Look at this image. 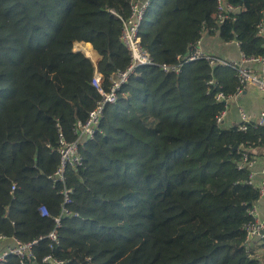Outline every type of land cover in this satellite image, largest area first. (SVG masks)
Returning <instances> with one entry per match:
<instances>
[{
	"label": "trees",
	"instance_id": "1",
	"mask_svg": "<svg viewBox=\"0 0 264 264\" xmlns=\"http://www.w3.org/2000/svg\"><path fill=\"white\" fill-rule=\"evenodd\" d=\"M131 1L0 0V234L39 240L34 257L10 254L0 264H45L49 253L64 264H263L247 242L260 190L239 162L243 150H264V124L217 122L229 104L217 93L237 91L238 71L205 58L179 73L161 68L206 29L239 40L246 57L264 55L263 0H229L242 9L223 24L217 0H152L141 37L155 64L123 84L82 145V166L67 168L65 184L56 180L60 133L74 140L76 123L102 98L94 61L74 45L92 44L109 89L131 61L120 18ZM64 186L72 188L67 214Z\"/></svg>",
	"mask_w": 264,
	"mask_h": 264
},
{
	"label": "built area",
	"instance_id": "2",
	"mask_svg": "<svg viewBox=\"0 0 264 264\" xmlns=\"http://www.w3.org/2000/svg\"><path fill=\"white\" fill-rule=\"evenodd\" d=\"M152 0H132L131 1V13L127 17L120 16L123 24L121 40L128 49L131 61L125 70L117 71L111 79V85L109 89L104 87V76L98 68V64L95 63V72L92 80V84L99 90L102 98L98 101L96 107L92 109L86 120H79L75 126L76 138L74 140H68L65 135L60 133V145L59 153L61 157V164L58 170L55 172L56 180H59L65 184V172L68 167L72 166L78 168L83 164V154L81 151L82 145L94 138L97 132V128L100 124L101 118L104 113L105 106L108 103H113L118 98V91L121 89L124 83H126L132 74H134L138 68L146 65H154L150 53L145 49L142 44L141 26L144 20L145 14L151 5ZM264 2V0H263ZM218 9L216 12L217 22L219 24L225 23L227 19H230L232 15H236L241 11L242 7L229 0H217ZM235 18V17H233ZM258 31L264 36V9L263 17L257 25ZM203 35L197 40L195 45L190 51L185 54L177 55V62L161 64L162 70L165 72L179 73L182 71L183 65L190 61H194L200 58L207 59L211 64L220 63L223 65H229L238 71V77L240 84L237 91L234 94L226 95L223 91L217 93L219 100H225L226 103L229 100H238L247 88L249 83L256 86V88L264 94V75L256 73L253 68V64L258 63L264 66V55L256 57H246L240 49V57L238 60L226 59L211 53L204 51L201 47ZM240 48V41L233 40ZM78 43V44H77ZM80 51L85 53L93 60L92 49L89 48V44L86 42H76ZM82 46V48H81ZM75 47V45H74ZM94 61V60H93ZM213 82V81H212ZM239 128L244 130L248 128V125L252 122L256 124H264V109L261 110L258 116H255L248 112L244 107L239 105ZM227 110L222 111L217 116L218 124L224 125V120ZM244 148V146H243ZM261 153V154H260ZM259 164L260 168L256 169V165ZM247 167L250 169L249 183L259 188L260 195L256 200L253 209L251 210L255 216V221L248 227L247 242L251 246L256 244L258 247L257 258L264 256V218L257 217V203L264 196V151H257L256 149L243 150L242 157L239 162V168ZM259 176V180L257 179ZM16 189V185L12 186V191ZM60 192L64 195V206L62 213H69V210L65 206L71 202L72 188L64 186ZM39 211L43 216H47L49 211L45 205L39 207ZM61 223V217L56 218V228L48 234V238L51 240L50 247L54 248L56 244L60 242L57 228ZM39 240L36 239L33 242L24 243L15 237L9 238L4 234H0V263L10 254H16L21 258L25 256L34 257L33 245L38 244ZM45 264H64V260L58 259L52 253H49L43 257Z\"/></svg>",
	"mask_w": 264,
	"mask_h": 264
},
{
	"label": "crops",
	"instance_id": "3",
	"mask_svg": "<svg viewBox=\"0 0 264 264\" xmlns=\"http://www.w3.org/2000/svg\"><path fill=\"white\" fill-rule=\"evenodd\" d=\"M91 44V43H90ZM92 47V44H91ZM201 47L204 51L226 58V59H235L238 60L240 57V48L236 44L235 41H224L219 34L218 30H209L206 29L203 33V39L201 43ZM92 49V48H91ZM94 62H99V55L96 53L95 56H93ZM253 68L255 69L256 73L264 75V66L255 63L253 64ZM255 91L257 88L255 85L249 83L247 85V88L244 90L243 94L240 96L238 100H232L234 102L232 106H229V109H227L224 125L226 127L233 126L235 124H238L240 122L239 117V105L244 107L248 112L251 114L258 116L261 110L264 109V94H262V100L260 102L255 103L253 94H251V90ZM264 151V150H263ZM259 164L256 165V169H259ZM259 176H257V179L259 180ZM257 217L264 218V196L258 201L257 203ZM256 250H258V247L256 244H253ZM263 264H264V257L262 258Z\"/></svg>",
	"mask_w": 264,
	"mask_h": 264
},
{
	"label": "rangeland",
	"instance_id": "4",
	"mask_svg": "<svg viewBox=\"0 0 264 264\" xmlns=\"http://www.w3.org/2000/svg\"><path fill=\"white\" fill-rule=\"evenodd\" d=\"M78 44V43H77ZM86 44H89V45H87V46H89V48H92V55L93 56H95V54H96V52L93 50V46L91 47V44L90 43H86ZM80 45H82V42H80ZM75 49H79V46L78 45H76L75 44V47H74ZM81 48H82V46H81ZM94 58V57H93ZM95 59V58H94ZM95 61H96V59H95ZM251 94H253L254 96H253V98H254V101H255V103H257V102H260L261 100H262V95H261V93H260V91L258 90V89H256L255 91H253V89L251 90ZM229 104H228V107H227V109H229V106L231 105L232 106V104L234 103V102H232V100H229V102H228Z\"/></svg>",
	"mask_w": 264,
	"mask_h": 264
},
{
	"label": "water",
	"instance_id": "5",
	"mask_svg": "<svg viewBox=\"0 0 264 264\" xmlns=\"http://www.w3.org/2000/svg\"><path fill=\"white\" fill-rule=\"evenodd\" d=\"M97 64H98V62H97ZM245 92V91H244ZM225 101V100H224ZM226 102V101H225ZM236 147H237V145H236Z\"/></svg>",
	"mask_w": 264,
	"mask_h": 264
},
{
	"label": "bare ground",
	"instance_id": "6",
	"mask_svg": "<svg viewBox=\"0 0 264 264\" xmlns=\"http://www.w3.org/2000/svg\"><path fill=\"white\" fill-rule=\"evenodd\" d=\"M191 62V61H190Z\"/></svg>",
	"mask_w": 264,
	"mask_h": 264
}]
</instances>
